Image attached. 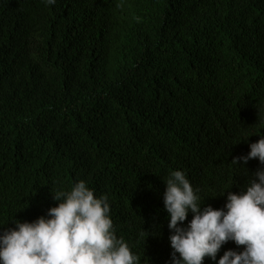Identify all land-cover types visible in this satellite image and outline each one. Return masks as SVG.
<instances>
[{
  "label": "trees",
  "instance_id": "trees-1",
  "mask_svg": "<svg viewBox=\"0 0 264 264\" xmlns=\"http://www.w3.org/2000/svg\"><path fill=\"white\" fill-rule=\"evenodd\" d=\"M260 135L264 0H0V233L84 180L139 264H169L163 179L220 209Z\"/></svg>",
  "mask_w": 264,
  "mask_h": 264
},
{
  "label": "clouds",
  "instance_id": "clouds-1",
  "mask_svg": "<svg viewBox=\"0 0 264 264\" xmlns=\"http://www.w3.org/2000/svg\"><path fill=\"white\" fill-rule=\"evenodd\" d=\"M42 3L50 6L56 0ZM249 146L247 155L232 162L247 165L258 159L264 165V135ZM163 180L169 264H204L205 258L215 264H264V167L251 174L239 193L227 191L220 209L201 203L200 189H194L186 172L173 170ZM52 193L58 206L31 222L14 220L15 227L0 233V264H139L117 236L107 194L96 196L84 180ZM229 241L243 249H229L217 260Z\"/></svg>",
  "mask_w": 264,
  "mask_h": 264
}]
</instances>
